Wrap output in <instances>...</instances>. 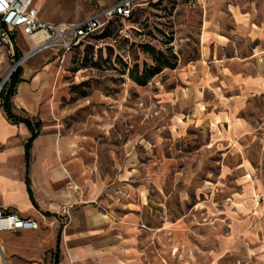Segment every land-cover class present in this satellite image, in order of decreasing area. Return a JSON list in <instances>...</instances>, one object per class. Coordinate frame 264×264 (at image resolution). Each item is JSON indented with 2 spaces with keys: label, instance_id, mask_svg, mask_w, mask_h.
<instances>
[{
  "label": "rangeland",
  "instance_id": "rangeland-1",
  "mask_svg": "<svg viewBox=\"0 0 264 264\" xmlns=\"http://www.w3.org/2000/svg\"><path fill=\"white\" fill-rule=\"evenodd\" d=\"M114 2L34 4L42 21L68 23ZM202 3L150 0L72 51L45 50L19 66L40 103L38 121L71 141L85 195L100 187L115 249L126 236L146 264H264V95L255 88L264 83V38L233 34L230 10L238 6L264 27V0ZM11 34L0 84L35 47L21 29ZM145 45L178 60L140 86L130 75L152 64ZM121 225L133 229L120 232ZM2 234L11 241L8 264L11 251L23 264L40 255L41 233ZM56 234L44 230L45 264Z\"/></svg>",
  "mask_w": 264,
  "mask_h": 264
},
{
  "label": "crops",
  "instance_id": "crops-1",
  "mask_svg": "<svg viewBox=\"0 0 264 264\" xmlns=\"http://www.w3.org/2000/svg\"><path fill=\"white\" fill-rule=\"evenodd\" d=\"M230 10L235 23L233 34L264 38V27L254 22L249 12L234 5H230ZM26 85L23 77L12 101L16 114L41 125L38 136L32 142L28 170L26 144L31 130L23 122L9 120L4 109L0 112V208L37 221L43 218L45 222L41 228L38 222L40 229L7 231L18 236L42 234L40 255L25 258L26 263L45 264L42 259V248L46 246L43 245L45 230L57 232L55 240L46 243L47 246H55L53 259L46 264H146L138 241L128 240L126 236H121L123 243L118 248L121 252L116 256L118 249L114 248L113 239H106L105 235L110 225L106 213L99 208L100 187L94 185L85 195L87 183L77 175L80 167L71 159V141L55 132L46 131V127L37 119L40 103L31 87ZM257 86L256 91L264 95V83L259 82ZM22 87L25 88V97L19 93ZM21 169H24L22 173ZM130 228L133 229L130 225H121L120 232H127ZM71 231L76 232L71 234ZM77 232L82 235L87 233V237L82 238ZM2 233L5 232H0L3 255L0 264H8L6 254L10 251L11 241ZM82 240L86 242L79 244ZM10 254L14 257L10 264H23L15 258V252L11 251Z\"/></svg>",
  "mask_w": 264,
  "mask_h": 264
},
{
  "label": "built area",
  "instance_id": "built-area-1",
  "mask_svg": "<svg viewBox=\"0 0 264 264\" xmlns=\"http://www.w3.org/2000/svg\"><path fill=\"white\" fill-rule=\"evenodd\" d=\"M34 2L35 0H0V65L4 61L2 47L9 45L13 48L11 33L16 29H21L35 43L34 49L24 58L56 48L69 52L103 30L110 20L129 19L134 15L137 7L148 4L150 0H115L111 6L90 17L68 23L42 21L40 10ZM189 5L202 7L203 3L202 0H189ZM39 34H42L43 38H38ZM1 109L2 99L0 97ZM38 228L39 223L34 218L21 217L15 212L0 208V232ZM2 257L0 248V258Z\"/></svg>",
  "mask_w": 264,
  "mask_h": 264
},
{
  "label": "trees",
  "instance_id": "trees-1",
  "mask_svg": "<svg viewBox=\"0 0 264 264\" xmlns=\"http://www.w3.org/2000/svg\"><path fill=\"white\" fill-rule=\"evenodd\" d=\"M131 18V17H130ZM105 34L110 33V29L106 28ZM145 51L149 53L152 58V64L144 65L140 68L136 65L131 69V79L140 86H145L153 77L161 73L166 68H175L177 64V56L172 51H164L161 49H156L151 45H145ZM20 55H16V59L19 60ZM23 69L22 67H17L14 73L11 75L10 80L5 83L0 92V97L2 99V108L7 114L9 120L15 123L23 122L31 130V137L26 144V161L27 170L30 163V150L33 140L38 136L41 125L34 124L29 118L22 117L14 112L13 97L17 94V87L21 81H23ZM27 183L29 185V192L32 197V190L30 189V180L27 176Z\"/></svg>",
  "mask_w": 264,
  "mask_h": 264
},
{
  "label": "water",
  "instance_id": "water-1",
  "mask_svg": "<svg viewBox=\"0 0 264 264\" xmlns=\"http://www.w3.org/2000/svg\"><path fill=\"white\" fill-rule=\"evenodd\" d=\"M21 61H22V59L19 60V61L15 64V66H14V68H13L12 71H14V70H15V69L21 64ZM6 81H7V80H6ZM6 81L3 80V81L1 82V89H2V87L5 85Z\"/></svg>",
  "mask_w": 264,
  "mask_h": 264
},
{
  "label": "bare ground",
  "instance_id": "bare-ground-1",
  "mask_svg": "<svg viewBox=\"0 0 264 264\" xmlns=\"http://www.w3.org/2000/svg\"><path fill=\"white\" fill-rule=\"evenodd\" d=\"M37 36H38V38H43V35H42V34H39V35H37ZM27 58H28V57L24 58L21 62H22V63L25 62V61L27 60ZM8 76H9V74H8L7 76H5V78H4L5 81L7 80Z\"/></svg>",
  "mask_w": 264,
  "mask_h": 264
}]
</instances>
